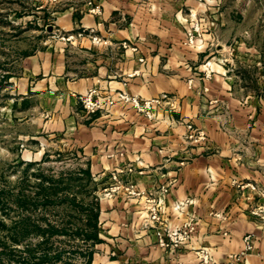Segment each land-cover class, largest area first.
<instances>
[{
	"label": "crops",
	"instance_id": "0c3cea01",
	"mask_svg": "<svg viewBox=\"0 0 264 264\" xmlns=\"http://www.w3.org/2000/svg\"><path fill=\"white\" fill-rule=\"evenodd\" d=\"M42 1L53 28L41 47L16 58L9 116L19 141L34 143L35 158L48 147L65 150L97 183L88 264H229L247 234L252 249L244 264H264V224L250 213L264 204V84L257 80L251 90L211 56L212 34L187 42L189 11L195 16L203 6ZM221 9L226 48L241 36L234 33L240 20ZM225 55L232 61L229 47ZM91 90L95 99L117 91L141 99L167 93L171 104H154L149 118L119 100L89 113L80 96ZM188 124L207 139H189ZM151 193L160 209L155 227L144 226ZM185 224L193 230L179 250L158 243L157 228ZM199 250L208 251V262Z\"/></svg>",
	"mask_w": 264,
	"mask_h": 264
},
{
	"label": "rangeland",
	"instance_id": "374dc122",
	"mask_svg": "<svg viewBox=\"0 0 264 264\" xmlns=\"http://www.w3.org/2000/svg\"><path fill=\"white\" fill-rule=\"evenodd\" d=\"M195 1L203 8L195 16L189 11L187 42L212 34L211 56L251 90L257 80L264 84V0ZM222 5L224 15L240 20L234 33L241 36L226 48L218 32ZM46 8L42 0H0V264H88L95 231L99 190L81 171L84 162L55 147L35 158L34 143L19 141L9 116L16 58L41 47L53 28Z\"/></svg>",
	"mask_w": 264,
	"mask_h": 264
},
{
	"label": "built area",
	"instance_id": "2783aa9c",
	"mask_svg": "<svg viewBox=\"0 0 264 264\" xmlns=\"http://www.w3.org/2000/svg\"><path fill=\"white\" fill-rule=\"evenodd\" d=\"M52 2H56L57 0H50ZM98 5H94V7L91 9V11L94 13L98 11ZM190 41H192V36ZM95 90L89 91L85 95L80 96V101L82 103V106L84 109L89 113H94L97 111L98 108L102 107L103 105H113L117 100L123 101L125 103H128L130 106H133L137 111L144 112L145 115L149 118L153 115V106L156 103H159L160 101L164 100L166 103L168 102V94H162L160 97H149V99H141L137 95H129L128 93L124 91H117L114 96L107 95L102 99H95ZM188 130L189 134L187 137L192 140L202 141L206 140V134L202 130H197L193 125L188 124ZM117 176H113V179L116 180ZM114 188V187H113ZM161 192L166 193L167 187H161ZM128 193L131 195L137 194L132 189V186L128 188ZM146 208L149 210V214L146 218V221L144 223V226L148 227H155V224L159 221V201L155 202L154 195L148 194L146 197ZM251 215H253L255 218H259L260 221L264 224V204L256 205L255 208H253L250 211ZM155 223V224H154ZM157 228V227H156ZM193 227L185 224L183 228L180 229H158L156 230V234L158 237V243L167 246L172 247L174 249L179 250L185 241L190 238V235L192 233ZM251 237V234H247L244 236L243 240L245 242V248L244 250H241L239 253H234L228 255L229 264H244V256L249 252V250L252 249V245L249 242ZM199 257L204 261L208 262V251L207 250H199L198 251Z\"/></svg>",
	"mask_w": 264,
	"mask_h": 264
}]
</instances>
